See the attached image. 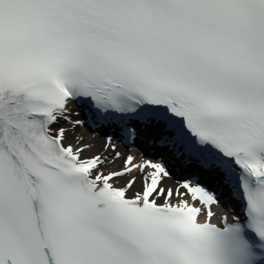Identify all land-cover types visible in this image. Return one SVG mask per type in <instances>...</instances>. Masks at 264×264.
Masks as SVG:
<instances>
[{"label":"snow or ice","instance_id":"1","mask_svg":"<svg viewBox=\"0 0 264 264\" xmlns=\"http://www.w3.org/2000/svg\"><path fill=\"white\" fill-rule=\"evenodd\" d=\"M0 264H264V0H0Z\"/></svg>","mask_w":264,"mask_h":264},{"label":"bare ground","instance_id":"2","mask_svg":"<svg viewBox=\"0 0 264 264\" xmlns=\"http://www.w3.org/2000/svg\"><path fill=\"white\" fill-rule=\"evenodd\" d=\"M71 107L73 108L74 111H78L73 104L71 105ZM79 118L82 119L81 115ZM73 135L75 137H82L84 143H88L92 145V148L88 152H86L85 155H91L93 153H96L102 150L103 142H104V135L99 134L97 132H93L89 130L88 128H86L85 126L77 128ZM70 139L72 140L73 143L76 142L75 139L72 138V136H70ZM117 149L122 153V158L120 160L115 161L114 164H110L109 165L110 168L114 170H119L123 163V156H127L129 154L136 156L137 162H139L140 156L138 155V153H135L133 150H129L123 144L118 142ZM169 183H173V181H169ZM215 212H217V214H220L217 210Z\"/></svg>","mask_w":264,"mask_h":264}]
</instances>
